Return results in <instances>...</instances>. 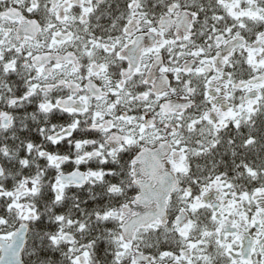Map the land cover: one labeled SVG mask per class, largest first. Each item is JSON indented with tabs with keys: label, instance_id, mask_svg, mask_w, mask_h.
Wrapping results in <instances>:
<instances>
[{
	"label": "snow or ice",
	"instance_id": "snow-or-ice-1",
	"mask_svg": "<svg viewBox=\"0 0 264 264\" xmlns=\"http://www.w3.org/2000/svg\"><path fill=\"white\" fill-rule=\"evenodd\" d=\"M0 264H264V0H0Z\"/></svg>",
	"mask_w": 264,
	"mask_h": 264
},
{
	"label": "flooded vegetation",
	"instance_id": "flooded-vegetation-1",
	"mask_svg": "<svg viewBox=\"0 0 264 264\" xmlns=\"http://www.w3.org/2000/svg\"><path fill=\"white\" fill-rule=\"evenodd\" d=\"M106 20H107V18H105L104 20H102V23H106ZM136 210H142V206H140V207H138Z\"/></svg>",
	"mask_w": 264,
	"mask_h": 264
}]
</instances>
